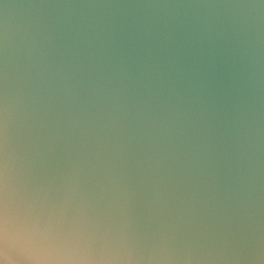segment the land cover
Returning <instances> with one entry per match:
<instances>
[{"label": "water", "instance_id": "water-1", "mask_svg": "<svg viewBox=\"0 0 264 264\" xmlns=\"http://www.w3.org/2000/svg\"><path fill=\"white\" fill-rule=\"evenodd\" d=\"M5 200L118 264H264V0H0Z\"/></svg>", "mask_w": 264, "mask_h": 264}, {"label": "clouds", "instance_id": "clouds-1", "mask_svg": "<svg viewBox=\"0 0 264 264\" xmlns=\"http://www.w3.org/2000/svg\"><path fill=\"white\" fill-rule=\"evenodd\" d=\"M69 230L36 221L5 200L0 211V264H118Z\"/></svg>", "mask_w": 264, "mask_h": 264}]
</instances>
